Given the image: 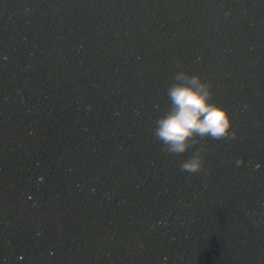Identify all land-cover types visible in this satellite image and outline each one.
<instances>
[{"label": "water", "instance_id": "obj_1", "mask_svg": "<svg viewBox=\"0 0 264 264\" xmlns=\"http://www.w3.org/2000/svg\"><path fill=\"white\" fill-rule=\"evenodd\" d=\"M179 71L237 132L198 173ZM0 264H264V0H0Z\"/></svg>", "mask_w": 264, "mask_h": 264}, {"label": "clouds", "instance_id": "obj_2", "mask_svg": "<svg viewBox=\"0 0 264 264\" xmlns=\"http://www.w3.org/2000/svg\"><path fill=\"white\" fill-rule=\"evenodd\" d=\"M173 81L167 89L170 106L156 121L154 137L163 145L164 152L173 155H182L201 145L181 164L182 171L198 173L205 164L206 145L202 142L231 140L237 132L228 109L214 101L210 82L184 71L175 73Z\"/></svg>", "mask_w": 264, "mask_h": 264}]
</instances>
